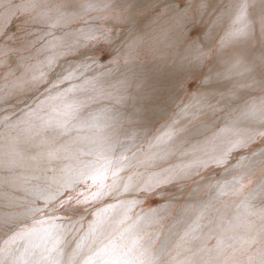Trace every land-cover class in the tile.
<instances>
[{
  "label": "snow or ice",
  "instance_id": "1",
  "mask_svg": "<svg viewBox=\"0 0 264 264\" xmlns=\"http://www.w3.org/2000/svg\"><path fill=\"white\" fill-rule=\"evenodd\" d=\"M160 4L152 23L170 22L159 35L171 54L148 66L134 56L144 36L134 0H0V264H264V174L251 179L264 170V0ZM174 81L196 82L185 119L149 135L152 101L173 98ZM205 188L236 211L210 218L193 251L210 205L186 200L171 221L169 209ZM154 198L163 203L142 207Z\"/></svg>",
  "mask_w": 264,
  "mask_h": 264
},
{
  "label": "rangeland",
  "instance_id": "2",
  "mask_svg": "<svg viewBox=\"0 0 264 264\" xmlns=\"http://www.w3.org/2000/svg\"><path fill=\"white\" fill-rule=\"evenodd\" d=\"M138 1H141V0H134L135 4ZM147 1H149L151 4L149 6H147V8H145V11H144V14H142V20L140 23V28L143 30L144 36L146 38L144 40H142L140 42V44L134 49V56L136 57L137 63H143L145 65L149 64L148 66H152L154 64H158V63L163 62L171 54L170 49L167 47L165 49H163V53H159L156 55H150L148 53V50H147L148 48H146V47L153 45V43H155L153 39H156L159 42H162L160 35H159L162 32V31H160V29L164 28L165 25H167L170 22H167L166 24H161V25L152 24L151 21L154 20L155 14L158 13V8L161 6V4H160V0H147ZM17 2H19V0H17ZM143 3H147V2H143ZM120 11H122V9L117 8V9L113 10L112 14L119 13ZM3 12H4L3 6H0V15H2ZM90 15L92 17L105 16V18H107L105 13L98 12V11H92L90 13ZM210 18H214L213 20L216 19L215 16H210L209 18L204 19L206 24L211 23V21H213ZM87 20H88V17H84L82 20H77L72 26L73 27H82L84 25L85 21H87ZM88 22L93 23L92 21H88ZM95 24H97L99 26H103V27H113V25L106 24L105 19L97 20V21H95ZM229 25H230V20L228 19V17L226 15L221 20L217 21V24L213 29L214 30L213 33H214L216 41H218L219 38L225 34ZM20 26H21V20L17 19L12 24L10 31L16 32L17 35H20V33H19ZM40 27H43V26H37L34 29V34H35L34 38L37 41L39 40V36H40V32H39ZM124 27H126V26L116 25L114 30L119 32ZM125 35H127V33H125ZM133 35H135V34H133ZM28 38L32 39L33 37H28ZM143 41H145L146 43H143ZM147 41L149 43H147ZM2 44H3V42L0 41V46H2ZM11 46L13 48L18 47L17 44H13ZM28 51H30V50H28ZM227 51H231V49L229 48V49H227ZM97 54H99V53H97ZM21 55H27V51L26 50H20V51L15 52L12 55V59H15L16 57L21 56ZM117 55H119V64L122 65L124 63V59H125V52L124 51L117 52L114 50L112 52V55L109 57V59H111L112 57L117 56ZM35 58H36L35 53L33 52V59H35ZM0 59H3V56H0ZM101 62L107 63V60H102ZM2 71H3V66H0V72H2ZM100 71H102V70H100ZM240 71H242V69H240ZM118 75H119V73L115 74L112 78H109L111 85L116 84V80H117ZM173 84H174V87L172 88L173 98L165 100L162 97H160V98H155L152 101V103L155 105V108L150 112L151 118L147 121L148 127L151 129V131L149 132V135H153V134L158 135L160 133V131L163 130V126L167 122H170L172 119H177V120L185 119V117H183L181 114H179V108L182 105V103L188 102L189 94L196 90V82L186 83L185 87L183 89H181V87H180V82L174 81ZM101 86L107 88L108 84H102ZM258 94H259V92L257 91L256 95H258ZM217 115H221V114L217 113ZM201 119H204V117H201ZM198 122L199 121H197V123ZM136 147H141V144L138 143L136 145ZM145 147H146V145H145ZM141 171H144V170L141 169ZM218 171H219V169L212 171V173H211L212 180H209L208 183H212L217 178L216 172H218ZM261 174H264V170L257 168L255 171V174L251 177V179L254 181ZM204 175L207 176L208 173H205ZM194 180H199V177H195ZM196 187H197L196 183H193V182H189L187 185L188 191H191L192 189H194ZM186 200L188 201V204H191V205H195V204L199 203L201 200H203V202L205 204L210 205L208 214L206 215L205 219L200 222L202 225V230H201L202 233H200L199 235H196L197 238L192 240V242H191L192 249H193V251H195L201 246V244L203 243V237L209 231L210 226H208V220L210 218H215L218 216H222L225 220L229 219L230 217H232V215L236 211L234 205L237 201H235L230 196H221V197L217 198L215 193H210L205 188L202 191H199V193L197 194V196L194 199L188 200L187 196L185 195V196L180 197L179 200L174 201L172 204V207L169 209V221L177 218L178 213H181V214L185 213L186 209H182L181 205L185 204ZM161 203H163V201L160 198H154L152 200L146 201L144 203V205H142V207H144V208L156 207ZM138 210L139 209H137V211ZM188 211H190V209H188ZM185 218L188 219L189 223H192V220L194 219V217H187V216H185ZM185 227H187V225H185ZM245 235H247V234H245ZM3 238H4V232L2 230H0V240H2ZM206 242H207L206 244L208 246H210V247L214 246L216 244V236L213 235ZM198 244L200 246H198Z\"/></svg>",
  "mask_w": 264,
  "mask_h": 264
},
{
  "label": "bare ground",
  "instance_id": "3",
  "mask_svg": "<svg viewBox=\"0 0 264 264\" xmlns=\"http://www.w3.org/2000/svg\"><path fill=\"white\" fill-rule=\"evenodd\" d=\"M143 2H147V3H143ZM151 3L149 2V1H147V0H141V1H138L137 3H136V6H137V8H139V9H141V13L142 14H144V11H145V8H147V6H149ZM158 14V13H157ZM157 14H155V17H156V15ZM210 17V16H209ZM209 17H205L204 19H207V18H209ZM155 19V18H154ZM210 19H214V18H210ZM152 22V21H151ZM212 22V21H211ZM167 22H165V21H162L161 23H159V25H161V24H166ZM152 24H154V23H152ZM167 27H168V24L167 25H165V27L164 28H162V29H160V31H164V30H166L167 29ZM214 31V30H213ZM153 32V31H152ZM146 37L145 36H143V39L142 40H144ZM170 38L171 39H174L175 37L174 36H171V34H170ZM148 40V39H147ZM154 40V42L155 43H153V45H151V46H149V47H146V48H148L147 50H148V53L150 54V55H156V54H159V53H163V49H165L166 47L164 46V42L162 41V42H159L158 40H156V39H153ZM143 43H146L145 41H143ZM147 43H149L148 41H147ZM149 63V62H148ZM147 65H149V64H147ZM119 77V75L117 76V78ZM109 87V84H108V86H107V88ZM153 118V117H152ZM200 233H202V231H200L199 233H196L195 235H199ZM208 241V240H207ZM207 243V242H206ZM198 246H200L199 244H198ZM208 246V245H207ZM208 247H210V246H208ZM196 251V250H195Z\"/></svg>",
  "mask_w": 264,
  "mask_h": 264
}]
</instances>
